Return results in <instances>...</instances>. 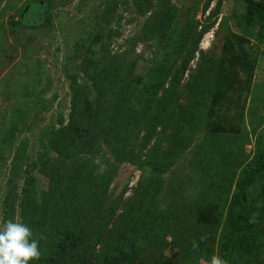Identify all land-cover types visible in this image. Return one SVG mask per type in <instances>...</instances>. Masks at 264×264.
<instances>
[{"label":"rangeland","instance_id":"obj_1","mask_svg":"<svg viewBox=\"0 0 264 264\" xmlns=\"http://www.w3.org/2000/svg\"><path fill=\"white\" fill-rule=\"evenodd\" d=\"M49 1L0 0V225L23 222L27 181L39 217L51 183L83 166L82 205L56 233L87 237L57 259L50 231L34 264H228L254 226L260 249L235 258L264 264V178L251 173L264 149L258 12L242 0ZM74 88L90 120L99 100L111 104L96 147L61 158L51 141Z\"/></svg>","mask_w":264,"mask_h":264},{"label":"trees","instance_id":"obj_2","mask_svg":"<svg viewBox=\"0 0 264 264\" xmlns=\"http://www.w3.org/2000/svg\"><path fill=\"white\" fill-rule=\"evenodd\" d=\"M242 1L248 4L254 12H258L257 16L260 23V33L264 36V3L253 0ZM48 4L50 5L49 0H30V11H34L36 7L42 9ZM41 11H43V9ZM25 25V21L21 20L17 24V27L20 28ZM108 74L110 73L102 72L100 76L96 77L97 79H93V81L97 82L96 84H98V80L105 81ZM176 83L177 81L173 82L172 87H175ZM95 88L97 92H101V96L103 98V93L107 92V89H102V87L100 88L97 85H95ZM170 90L167 91V94L170 93ZM80 92L81 89L74 88L72 112L69 125L66 128L55 131L51 141L52 150L55 151L61 158H75L82 154H88L90 149H94L96 147L97 141L93 134V125L94 123H97L98 117L101 115L102 111L111 104H105L103 100H99L95 105L98 109L95 111L93 119L90 120V116H92L91 111L86 109L84 110L81 107L80 101L83 96H80ZM251 173L255 178H264V149L253 159L251 164ZM83 176H88V174H86L84 167L81 166L71 179L67 180V182L61 183L60 181H55V183H51L39 217L37 216V203L29 198L33 190L32 183L27 181L25 183V188L22 189L23 198L20 200V209L23 223H25L32 230L33 236L38 239L40 247L44 246L45 241L48 239L46 238L48 233L50 231H54V233L50 235L49 242L57 245V249L54 250L55 252L53 255L57 259L62 257V253H64V251L70 249V244L72 241H76V238L81 240V238L87 237V234H80L77 236V234L72 233L70 235L61 236L60 233H56L58 232L57 229L61 225H69L74 220V213L79 212L78 206L82 204L79 202L78 198L83 193V188H86L85 181L81 179ZM89 188L93 190V186L91 187L89 185ZM96 192V189L92 192V194H95V198L98 197ZM245 200L246 205L249 201L247 195L245 196ZM89 206L90 204L87 207L89 208ZM51 208L56 210L57 213H53ZM82 211L83 210L80 212ZM239 214L240 231L244 232L247 230L246 228L249 222V217L245 211ZM96 224L102 227V215L96 219ZM41 225L43 226L41 227ZM97 234L100 235L101 233ZM243 235H245L242 237L243 240L239 239L237 244H235L236 248L228 258V264H237L235 253L239 251V249L245 248L248 252H254L255 250L260 249L262 239L260 238L257 226H254L249 234L245 233Z\"/></svg>","mask_w":264,"mask_h":264},{"label":"clouds","instance_id":"obj_3","mask_svg":"<svg viewBox=\"0 0 264 264\" xmlns=\"http://www.w3.org/2000/svg\"><path fill=\"white\" fill-rule=\"evenodd\" d=\"M40 258L39 241L25 223L10 219L0 225V264H34ZM210 264H226V261L213 255Z\"/></svg>","mask_w":264,"mask_h":264}]
</instances>
